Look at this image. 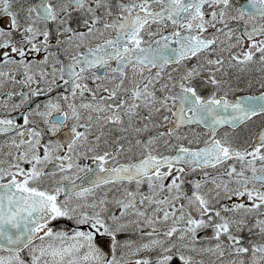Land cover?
<instances>
[{
  "label": "snow or ice",
  "instance_id": "6c2138e0",
  "mask_svg": "<svg viewBox=\"0 0 264 264\" xmlns=\"http://www.w3.org/2000/svg\"><path fill=\"white\" fill-rule=\"evenodd\" d=\"M0 264H264V0H0Z\"/></svg>",
  "mask_w": 264,
  "mask_h": 264
}]
</instances>
